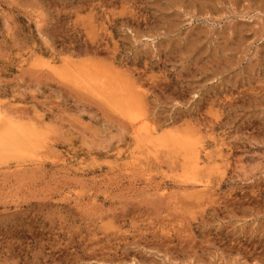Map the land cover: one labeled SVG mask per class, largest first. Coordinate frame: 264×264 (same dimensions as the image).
I'll return each instance as SVG.
<instances>
[{"label":"rangeland","instance_id":"374dc122","mask_svg":"<svg viewBox=\"0 0 264 264\" xmlns=\"http://www.w3.org/2000/svg\"><path fill=\"white\" fill-rule=\"evenodd\" d=\"M0 264H264V0H0Z\"/></svg>","mask_w":264,"mask_h":264},{"label":"bare ground","instance_id":"6f19581e","mask_svg":"<svg viewBox=\"0 0 264 264\" xmlns=\"http://www.w3.org/2000/svg\"><path fill=\"white\" fill-rule=\"evenodd\" d=\"M132 128H133V127H132ZM142 132H143V131H142ZM142 132H141V133H142ZM165 144H166V143H165Z\"/></svg>","mask_w":264,"mask_h":264}]
</instances>
